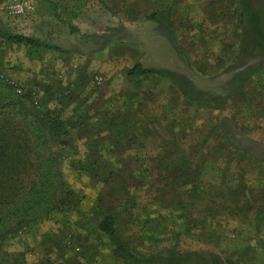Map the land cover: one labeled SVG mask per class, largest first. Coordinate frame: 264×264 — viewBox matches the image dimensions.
<instances>
[{"label":"rangeland","instance_id":"obj_1","mask_svg":"<svg viewBox=\"0 0 264 264\" xmlns=\"http://www.w3.org/2000/svg\"><path fill=\"white\" fill-rule=\"evenodd\" d=\"M11 1H25L32 9L12 16L5 10L6 4ZM163 4L173 8L175 45V51L164 44L155 51L158 55L154 53L156 58L161 59L157 62L164 68L183 74L199 87L224 92L228 89V80L236 71L250 64L263 63L261 58L248 59L237 54L236 0H0L1 29L35 37L46 45L10 41L0 36V81H4L17 95L27 94L37 109L47 106L53 112L60 109L62 112L58 113L66 117L75 116V112L81 116L75 122L76 130L63 136V144L61 140H52L48 145L55 155L51 159L60 162L63 179L78 196L76 210L62 214L53 212L47 218L41 216L32 226L20 229L15 235L7 234L8 238L1 241L0 246L20 251L32 248L31 253L38 255L37 252H42L40 241L44 240L40 237L47 233L58 242L60 249L64 247L68 253L86 252L93 256V262L83 264H122L117 256L111 255L105 239L98 234L96 238L97 232L85 228L82 223L92 218L88 211L97 203L104 209H117L116 213L113 211L117 231L136 251L144 253L162 248L171 242L174 234L182 250L205 249L235 259L238 264H264V230L252 224V211L247 205L235 214L229 207L220 210L211 205L208 210L209 205L205 201L206 206L201 205L195 211L198 214H193L196 216L193 222L190 210L184 211V220L176 212L171 213L167 207L173 195L171 190L158 194L153 191L154 186L144 184V180L139 178L134 183L135 188L128 186L121 194L117 185H110L115 192L112 194L103 189L100 177L92 176L97 155H90L97 152L101 155L103 151L98 146L108 141L103 135L96 136L102 130L98 129L95 116L91 118L95 115L92 111L119 108L122 102L127 106L130 103L126 97L132 86H124L123 70L131 64L134 53L146 46L148 32L156 33L151 24H145L141 19ZM260 5L264 21V0L260 1ZM261 26L264 33V24ZM143 62L157 66L155 57L149 53ZM95 77H100L99 83ZM110 77L113 82L107 84ZM167 85L168 82L163 79L144 80L141 85L144 92L142 105L154 120L151 127L158 132L150 138L148 147H157L158 143L165 145V136L174 138L177 135L178 126L172 121V112L176 116L180 113L178 108L168 106ZM98 96L107 98V103L94 100ZM195 108L197 116L191 118L195 127L183 146L184 150L185 146H195L203 155L204 152L210 153L213 146L222 145L219 134L211 133L219 121L223 122V128L232 141L234 136L236 141H243V145L246 137L264 144V69L255 73L250 83L234 93L224 106L191 104L180 111L182 114L191 113ZM80 113H88L89 116L84 117ZM108 121L103 119L105 127L111 126ZM168 126L174 134L168 132ZM146 127H150L149 123ZM145 147L140 144L134 149L130 147L124 154L127 159L113 154L111 161L121 165L123 170L127 165V168L137 166L140 170L142 166L139 168L138 163L130 161L142 160L146 163V174L147 168H152L148 156H145L146 150L142 149ZM229 148L222 147V152L217 153L215 158L225 160L227 156H234L236 161H242V176L239 179L249 187L257 185L258 188L264 177V164ZM258 149V153L264 155V146L260 145ZM44 150L42 146L35 151L45 153ZM30 157L31 161L39 159L36 154ZM237 169L236 165L229 167V172H232L231 190L237 183L233 182L238 177ZM99 173L101 171L97 170V175ZM77 221L82 223L81 227L75 225ZM249 221L251 223L247 224ZM33 226L35 234H25L28 230L32 231ZM1 229V234L7 230ZM47 252L54 251L50 247ZM88 259L85 257V261Z\"/></svg>","mask_w":264,"mask_h":264},{"label":"trees","instance_id":"obj_2","mask_svg":"<svg viewBox=\"0 0 264 264\" xmlns=\"http://www.w3.org/2000/svg\"><path fill=\"white\" fill-rule=\"evenodd\" d=\"M260 1L263 0H236L238 8L236 13L237 54L248 59L261 58L263 63L261 65L250 64L236 71L228 80V89L224 92L199 87L188 77L168 68L149 67L140 61L125 67L123 70L124 86L127 84L132 86L130 94L126 97L130 103L127 106V103L122 102L119 108L109 106L111 108L100 112L105 115H97L94 118V121L99 124L98 129L102 130V133L96 136L103 135L108 140L98 146V149L103 151L101 155L99 152L90 155H97L95 160L97 165L95 169H92V176L100 177L99 181L102 182L103 189L115 194L112 187L110 188V185L114 184L118 186V193L121 194L128 186L135 188L134 183L141 178L144 184L154 186L153 191L158 194H164L165 190L173 191L167 207L171 213L173 211L178 217H184L183 220L185 219L184 211L190 210V219L194 222L196 216L193 214H198L195 211L206 205H209L208 210L212 208L211 205L220 210L229 207L235 214L247 205L252 211V223L264 230V177L258 188L257 185L249 187L244 180L239 179V176H242V161H236L237 158L234 156L230 158L227 156L225 160L215 158L217 153L222 152V147L224 149L230 147L232 151H240L247 158L264 164V155L258 153V146H264V144L256 140H248L246 137H244L246 141L243 145V141H236L234 136V141H232L228 132L223 128V122L219 121L215 123V128L211 129V133L219 134L223 146L220 145V148L213 146L212 149H214L210 153L204 152L203 155L197 151L195 146L192 148L185 146L184 150L183 146L195 127V124H191V118L196 117L198 112L195 111L197 107L191 110V113L182 114L180 111L191 104L205 107L224 106L234 93L250 83L255 73L264 69V33L261 26L264 21ZM163 5L151 11L147 18L157 24L175 51L172 31L173 8L169 4ZM0 36L5 40L46 46L35 37L13 33L7 29L0 28ZM178 58L180 59L179 56ZM150 79L156 81L163 79L168 82V106L178 108L180 114L177 117L172 112V121L175 126H178L177 135L174 138L167 135L165 145L160 146L158 143L157 147L145 151L152 170L147 168V173L144 174L146 164L144 161H130L138 163L139 168L142 166L140 170L137 169L135 163L136 167L127 168V165L126 170H123L121 165H115L111 161V156L116 154L127 159L124 154L130 147L134 149L133 147L138 144L143 145L142 141L148 134L141 127V122L147 117L149 121H154L142 105L144 92L141 85L144 80ZM28 98L27 94L22 96L15 94L4 81H0V230L1 228L7 229L5 233H0V242L8 238L7 234L15 235L20 229L32 226L39 218H47V215L53 212H71L77 207L75 203L78 196L71 189V185L63 179L59 167L60 162L51 159L55 155L49 150L48 145L52 140L62 141L63 136L75 131L77 128L75 122L81 116L75 112V116L66 117L58 113L62 112L60 109L58 112H53L54 110L47 106L37 109ZM136 113H138L137 116H135ZM104 118L109 120L111 126L105 127L102 123ZM167 130L170 132L169 126ZM170 134L174 133L170 132ZM157 141L160 140L157 139ZM42 146L45 148V153L35 151ZM35 154L39 159L31 161L30 156ZM204 154L208 157L206 158ZM197 161L200 162L197 163ZM231 164L238 168L236 173L238 177L233 179V182L237 183L233 185L235 188L232 190L229 188L232 180L230 179L232 172H229ZM97 170L101 171L98 175ZM196 203L199 206H193ZM192 206L195 210L191 209ZM116 210L114 208L104 209L103 205L96 203L88 211L92 218L82 223L85 228H91L97 232L95 233L96 238L98 234L99 237L105 239L110 246L111 255L117 256L122 264H238L235 259L223 257L210 250H182L178 247L174 234L171 242L162 248L144 253L136 251L120 237L117 231L116 216L113 212L116 213ZM10 223L12 224L9 226ZM82 223L77 221L75 225L81 227ZM40 238L47 240V242L40 241L42 252H37L38 264H43L44 259L48 258L46 254L50 247L55 254L57 253L58 242L52 240L53 238L47 233ZM5 255L13 258L11 259L13 264H18L17 259L20 254L6 251ZM69 256L76 263L90 262L89 259L85 261V257L87 258L85 255L84 261L76 254ZM48 260H50L49 264H62L57 256L53 259L49 257Z\"/></svg>","mask_w":264,"mask_h":264},{"label":"crops","instance_id":"obj_3","mask_svg":"<svg viewBox=\"0 0 264 264\" xmlns=\"http://www.w3.org/2000/svg\"><path fill=\"white\" fill-rule=\"evenodd\" d=\"M153 10H155V8H153ZM153 10H151V11H153ZM141 20H143L145 22V24H151V27H154V29H156V33L150 34L151 32H148L147 37H145L146 38V41H145L146 46L145 47L143 46L144 49L142 47H140V49L138 48L139 49L138 52H135L134 53V55H133L134 57L132 56L133 57V60H132L131 64L134 63V62H136V61H140L145 66L164 68V66H162L161 64H159L157 62V60L158 61H161V59L159 57L156 58V56L154 55V53H156V55H158L159 53H157L155 51L159 47H161L162 45H164V44L167 46V48H169V50H173V49L166 42L164 36L161 34L162 32L161 33L159 32L160 30H159V28L157 27V24L154 21H152L151 19H148L147 17H143ZM145 44H142V45H145ZM155 44H156V46H154ZM148 53L151 54V55H153L155 57L156 62H157V64H156L157 66L145 64L143 62V61H145V58L148 55ZM107 82H108L107 84H109L110 82H113L112 81V77L108 78L107 79ZM52 96L56 97V95L53 94V93H52ZM106 99L107 98H103L102 96H98L94 100L100 102L101 104H106L107 103L106 102ZM103 111L104 110H102V112ZM100 112H101V110H96L95 109L94 111H92V113L95 114V115H92V117L93 116H96V114H100ZM87 115L89 116L88 113L85 114V116H87ZM148 123H149L150 127L148 129H146L147 128L146 126H147ZM151 123L152 122L149 121V118L148 117L143 122H141V127L144 129V132H146L148 134L147 137L142 141V144L144 146H146L145 148H142L143 150H149V149H153L155 147L153 145L152 146H149V147L147 146V143L149 141H151V139H152L151 137L154 135V133L155 134H158V132L156 130H154L153 127H151ZM195 205L196 206H199L198 203L194 204L193 206H195ZM193 206L191 207V209L192 210H195L194 209L195 207H193ZM187 209H185V210H187ZM185 221L187 222V220H185ZM250 223H251L250 221L247 222V224H250ZM252 224H254V223H252ZM31 230L32 231L28 230L25 234H28L29 236H31V232H32V234H35V231H34L35 230V227L34 226L31 228ZM60 248H61L60 246H57V249H56V252L57 253L56 254L54 252H52V253L49 252V253L46 254V256L48 258L50 257L51 259L56 258L55 256H57L60 259V261H61L62 264H82V263H76V262H74L73 259L69 255L76 254L80 258L82 257L81 259H83V261H84V255H85V256H87V258H89L90 261L93 262V258H92L93 256L87 254L86 252H84V253L83 252H77V253L76 252H74V253L71 252V253H68L65 250L64 247H62L63 249H60ZM76 249H77V247H76ZM94 249L96 250V245H94ZM31 250H32V248H26L25 251L24 250H21V251L20 250H8V249L4 248L3 246H0V264H13L11 262V259H13V258L11 256H8L7 257V255H5V252L6 251L7 252H10V253L11 252H15V254H20L19 259H17L18 264H38L39 261H37V259H38L39 256L37 254H34V253L32 254L31 253ZM40 255H42V253H40ZM81 255H83V256H81ZM95 255H96V253H95ZM48 258H46L47 260L44 259V263L43 264H49L50 260H48ZM57 262H59V261L57 260ZM15 264H17V263H15Z\"/></svg>","mask_w":264,"mask_h":264},{"label":"built area","instance_id":"obj_4","mask_svg":"<svg viewBox=\"0 0 264 264\" xmlns=\"http://www.w3.org/2000/svg\"><path fill=\"white\" fill-rule=\"evenodd\" d=\"M31 9V5L25 1H11L5 6L6 12L12 16L24 14ZM95 80L99 83L100 77H95Z\"/></svg>","mask_w":264,"mask_h":264}]
</instances>
